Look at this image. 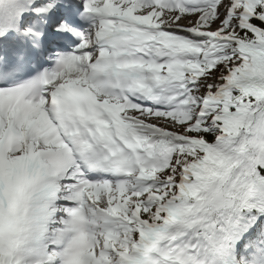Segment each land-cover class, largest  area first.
Segmentation results:
<instances>
[{"label": "snow or ice", "instance_id": "obj_1", "mask_svg": "<svg viewBox=\"0 0 264 264\" xmlns=\"http://www.w3.org/2000/svg\"><path fill=\"white\" fill-rule=\"evenodd\" d=\"M0 264H264V0H0Z\"/></svg>", "mask_w": 264, "mask_h": 264}]
</instances>
